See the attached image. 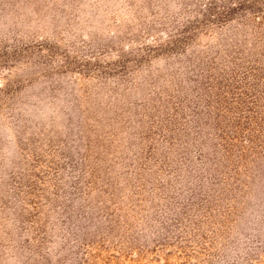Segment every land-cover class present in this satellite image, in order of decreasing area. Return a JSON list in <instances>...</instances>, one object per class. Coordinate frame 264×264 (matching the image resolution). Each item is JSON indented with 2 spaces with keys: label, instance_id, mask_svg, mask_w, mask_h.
I'll list each match as a JSON object with an SVG mask.
<instances>
[{
  "label": "rangeland",
  "instance_id": "rangeland-1",
  "mask_svg": "<svg viewBox=\"0 0 264 264\" xmlns=\"http://www.w3.org/2000/svg\"><path fill=\"white\" fill-rule=\"evenodd\" d=\"M0 264H264V0H0Z\"/></svg>",
  "mask_w": 264,
  "mask_h": 264
}]
</instances>
